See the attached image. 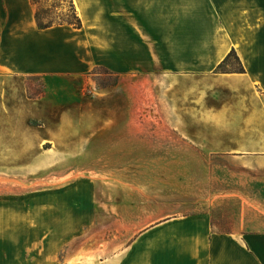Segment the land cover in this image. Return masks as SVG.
<instances>
[{"label": "crops", "instance_id": "obj_1", "mask_svg": "<svg viewBox=\"0 0 264 264\" xmlns=\"http://www.w3.org/2000/svg\"><path fill=\"white\" fill-rule=\"evenodd\" d=\"M74 2L80 28L40 29L31 0H0V264L23 217L7 169L56 159L112 232H137L110 264H264V0ZM230 51L244 70L216 71ZM97 68L115 80L97 88ZM167 161L189 177L135 179Z\"/></svg>", "mask_w": 264, "mask_h": 264}, {"label": "rangeland", "instance_id": "obj_2", "mask_svg": "<svg viewBox=\"0 0 264 264\" xmlns=\"http://www.w3.org/2000/svg\"><path fill=\"white\" fill-rule=\"evenodd\" d=\"M73 3L75 5L74 0ZM41 4L50 10L53 20H58L63 13L69 10L68 0H41ZM76 12L78 14L77 9ZM225 68L227 71H237L239 65L231 58L229 65ZM89 74L96 81L97 88L105 87L115 80L110 71L105 68H97ZM28 83L34 92H39V86L37 87L34 78ZM32 156H34L33 153L25 156L24 164H30L27 160ZM40 160L46 163V157ZM218 161L221 164L229 163L223 162V158H218ZM53 163L57 165L23 167L21 180L15 179V177L20 178V174L15 176L14 169L12 171L7 169L5 181L8 198L14 196L15 193L18 195L20 189L22 192V229L17 233L16 242L19 247L14 260L16 259L17 264H110L112 254L117 250L121 251L132 241L137 232L129 234L112 232L111 217L95 214L100 211L94 206L95 185L80 184L79 179H68L70 174L77 176L80 169L77 167L64 168L62 159L58 161L56 159ZM173 163L167 161L165 168L136 167L133 174L135 179H186L191 169L174 167L171 165ZM216 170L221 175L223 169L216 168ZM231 170L244 173L239 168ZM226 171L229 172L230 169ZM240 177L249 179V176L245 175ZM81 187L83 191L86 190L83 194L86 202L84 199L80 200ZM48 194L53 195V200L48 199ZM259 202L264 205V198ZM48 204H53L50 216L46 215V211H41ZM196 205H190L187 210L196 211L206 208L205 204ZM37 211L39 213H36ZM229 211L232 210L229 208ZM11 223H13V217H8V229L12 230V226L9 227Z\"/></svg>", "mask_w": 264, "mask_h": 264}, {"label": "trees", "instance_id": "obj_3", "mask_svg": "<svg viewBox=\"0 0 264 264\" xmlns=\"http://www.w3.org/2000/svg\"><path fill=\"white\" fill-rule=\"evenodd\" d=\"M68 1H69L68 12L63 13V15L58 20H53L52 17L50 16L51 13L50 10H48L41 4V0H31V2L36 6L35 20L38 28L45 29L54 25H61V24H67L74 28H80L82 26V22L76 12L73 0H68ZM231 58H233L239 65L237 71L242 72L244 69L234 51H230L228 55L218 64V66L216 67L217 71L228 72L225 67L229 65V60Z\"/></svg>", "mask_w": 264, "mask_h": 264}]
</instances>
